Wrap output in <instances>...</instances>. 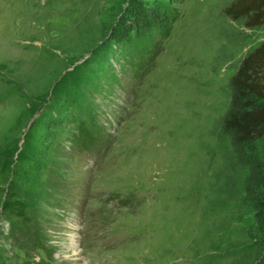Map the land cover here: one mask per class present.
<instances>
[{
	"label": "rangeland",
	"instance_id": "rangeland-1",
	"mask_svg": "<svg viewBox=\"0 0 264 264\" xmlns=\"http://www.w3.org/2000/svg\"><path fill=\"white\" fill-rule=\"evenodd\" d=\"M130 1L0 0V264H264L217 125L264 26L228 18L231 0H166L134 69L110 38Z\"/></svg>",
	"mask_w": 264,
	"mask_h": 264
},
{
	"label": "trees",
	"instance_id": "trees-1",
	"mask_svg": "<svg viewBox=\"0 0 264 264\" xmlns=\"http://www.w3.org/2000/svg\"><path fill=\"white\" fill-rule=\"evenodd\" d=\"M173 3V0H170ZM166 0H131L112 28V43L133 53L134 69L137 68L139 51L137 43L154 45L156 36L167 35V20L175 17L174 8ZM224 14L233 21L242 22L248 29L264 26V0H231ZM229 100L225 112L217 121L218 130L229 139L233 161L247 169L242 181L243 199L247 202L260 230H264V39L248 51L238 62L228 78ZM94 135H78L77 142L95 143ZM263 140L260 149L257 142ZM88 146V145H87ZM86 148V146H85ZM233 184V179L230 180ZM11 215L24 217L22 203L8 204ZM26 264H50L49 260H28Z\"/></svg>",
	"mask_w": 264,
	"mask_h": 264
},
{
	"label": "bare ground",
	"instance_id": "bare-ground-1",
	"mask_svg": "<svg viewBox=\"0 0 264 264\" xmlns=\"http://www.w3.org/2000/svg\"><path fill=\"white\" fill-rule=\"evenodd\" d=\"M75 253H77V252L75 251Z\"/></svg>",
	"mask_w": 264,
	"mask_h": 264
}]
</instances>
